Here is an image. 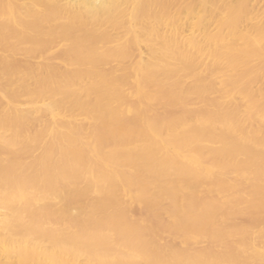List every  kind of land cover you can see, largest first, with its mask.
Segmentation results:
<instances>
[{
	"label": "bare ground",
	"instance_id": "obj_1",
	"mask_svg": "<svg viewBox=\"0 0 264 264\" xmlns=\"http://www.w3.org/2000/svg\"><path fill=\"white\" fill-rule=\"evenodd\" d=\"M0 264H264V0H0Z\"/></svg>",
	"mask_w": 264,
	"mask_h": 264
}]
</instances>
